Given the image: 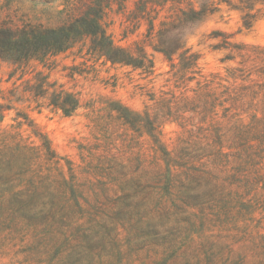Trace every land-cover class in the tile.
Instances as JSON below:
<instances>
[{"label": "rangeland", "instance_id": "374dc122", "mask_svg": "<svg viewBox=\"0 0 264 264\" xmlns=\"http://www.w3.org/2000/svg\"><path fill=\"white\" fill-rule=\"evenodd\" d=\"M194 1L198 5L208 0ZM212 1L215 6L212 12L183 31L186 46L200 53L199 67L207 78L214 74L223 77L226 67L235 64L221 60L229 49L214 47L221 36L210 37L212 31L224 32L237 43L264 47V3L254 5L252 12L260 10L251 26L245 27L243 2ZM125 6L119 9L113 2L107 8L104 24L115 43L129 46L134 40L145 39L146 24L143 21L136 29L126 20L133 0H126ZM59 8V1L0 0V22L20 24L26 19L46 22ZM88 43V39L78 40L46 62L32 59L18 64L0 58V104L4 108L0 132L13 130L34 145L40 143L39 135L46 136L62 157L61 169L67 177L72 175L73 193L57 187V197L63 200L67 195L83 208L79 211L75 207L68 216L55 218L51 215L22 217L0 211V264H264V142L260 151L246 155V159L252 158L251 163L234 174V181L239 176L248 179L245 187L241 182L227 185L232 179L228 176L229 168L214 167L202 173L204 181L211 175L227 178L225 188L216 189L217 206H211L225 213L213 216L207 209L201 223L196 222L198 229L192 235L191 246L186 248L182 244L178 251L168 255L166 249L173 244L157 246L153 243L167 237L152 231L155 229L152 225L155 201L170 198L178 201L179 196L183 200H198L202 194H211L210 186L202 181L198 187L186 189L174 180L165 193L162 181L161 185L156 184L158 167L154 160L158 154L149 134L147 117H142L145 113L149 119L161 116L158 119L161 141L171 153L182 148L189 126H181L180 117L173 119L165 112L172 97L184 100L186 96H193L190 89L195 86V80L186 82L178 78L176 68L171 69L163 55L150 45L146 48L154 60V70L147 73L91 57L86 54ZM240 59L236 56L235 61ZM39 70L47 74L49 80L79 94L81 106L74 113L65 115L60 109L49 106L47 98L36 97L25 90L26 81L33 80ZM116 108H127L140 120L135 125L127 123L118 116ZM230 140V136L229 139L225 136L223 143ZM233 160L235 165L238 158ZM67 167H71L70 173ZM58 170L60 168H52L53 174ZM163 170L160 171L163 173ZM229 192L233 196H225ZM242 193L247 194L243 200L252 198L251 204L249 210L236 213L237 200H241L238 194ZM49 199L50 196L42 193L36 197L41 203ZM222 201L226 207L221 205ZM41 203L40 206L48 208ZM187 211L190 209L186 208L179 217H192Z\"/></svg>", "mask_w": 264, "mask_h": 264}, {"label": "trees", "instance_id": "16d2710c", "mask_svg": "<svg viewBox=\"0 0 264 264\" xmlns=\"http://www.w3.org/2000/svg\"><path fill=\"white\" fill-rule=\"evenodd\" d=\"M44 1H59L61 5V8L51 13L46 22L29 19L20 24L0 22V58L18 64L27 63L32 59L46 62L49 57L69 49L76 41L88 39L86 54L91 57L104 58V61L111 65H127L152 73L154 60L146 48L150 45L154 51L163 55L171 69L176 68L178 78H184L186 82L195 80V86L190 89L193 96H186L184 100L172 97L168 100L165 112L173 119L180 117L181 126H189L182 148L171 153L161 141L158 129V119L161 116L152 119H149L147 113L141 116L142 119L147 117L145 120L150 125L149 134L158 154L154 160L158 167L156 184L162 181L165 193L173 186L174 180L181 183V186H186V189L198 187L204 181L202 173L214 167H223L229 168L228 176H232L228 186L241 182V186L245 187L248 179L239 176L235 180L239 183H236L234 174L242 166L251 163L252 158L246 159V155L260 151L264 142V47L237 43L230 40V36L224 32L212 31L210 37L221 36L220 42L214 47L229 49V53L221 60L233 61L235 64L226 67L225 76L214 74L207 78L199 67L200 53L193 51L191 46H186L183 31L212 12L215 8L212 0L199 2L198 5L194 0H133V7L126 15V20L136 29L144 21L146 29L143 33L145 39L134 40L129 46L115 43L104 24L107 8L115 2L119 9H123L126 7V0ZM240 1L245 4L242 10L246 9L242 16L243 25L249 27L260 10L257 8L252 12L254 5L264 3V0ZM236 56L241 59L235 61ZM26 82L25 90L36 97L47 98L49 106L60 109L65 115H71L81 106L79 94L49 80L48 75L40 70L35 73L33 80L28 79ZM116 109L118 116L127 123L135 125L140 120L137 114L127 108ZM3 111V105L0 104V122L4 116ZM245 119L248 121L244 122ZM225 136H228V139L230 136L231 140L224 144ZM38 137L40 143L34 145L13 130L0 132V211L6 210L22 217L30 215L41 218H46L47 215L53 218L57 215L68 216L75 207L82 211V205L77 200L67 195L63 200L57 197V187H63L73 193L72 175L67 177L61 169L62 157L54 151L49 139L43 135ZM235 157L238 161L233 165ZM52 168L60 170L53 174ZM162 169L163 173L160 171ZM174 170L179 172L175 174ZM67 172H71V167H67ZM226 181L227 178L215 175L207 177L204 182L210 186L211 194H202L198 196V200H183L180 196L177 198L180 203L172 198L168 201L156 200L153 205L155 215L152 223L155 229L152 231L167 237L164 240H155L154 245L173 244L172 248L166 249L169 251L168 255L178 251L182 244V247L189 248L192 235L198 229L196 222L201 223L207 209L213 216L225 213L220 208L211 206H217L216 189L220 190V186L225 188ZM41 193L50 196V199L47 202H37L36 197ZM229 194L233 196L232 192L225 193V196L229 197ZM246 195L238 194L241 200H237L239 208L236 213L249 210L252 198L243 200ZM218 196L222 197L220 194ZM40 203L47 204L48 208H43ZM125 205L130 207V204ZM183 205L186 207H182ZM221 205L226 207L227 204L222 201ZM186 208L190 209L187 213L192 217H179ZM185 236L188 238L183 239ZM198 263L200 262H187Z\"/></svg>", "mask_w": 264, "mask_h": 264}]
</instances>
